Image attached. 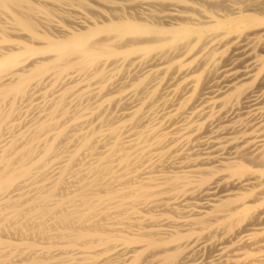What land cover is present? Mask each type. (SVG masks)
Segmentation results:
<instances>
[{"label": "bare ground", "instance_id": "bare-ground-1", "mask_svg": "<svg viewBox=\"0 0 264 264\" xmlns=\"http://www.w3.org/2000/svg\"><path fill=\"white\" fill-rule=\"evenodd\" d=\"M0 264H264V0H0Z\"/></svg>", "mask_w": 264, "mask_h": 264}]
</instances>
